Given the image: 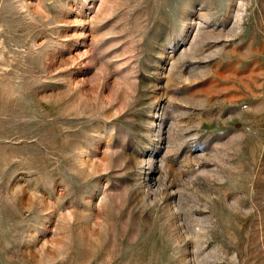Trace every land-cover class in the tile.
<instances>
[{
	"label": "rangeland",
	"instance_id": "374dc122",
	"mask_svg": "<svg viewBox=\"0 0 264 264\" xmlns=\"http://www.w3.org/2000/svg\"><path fill=\"white\" fill-rule=\"evenodd\" d=\"M0 264H264V0H0Z\"/></svg>",
	"mask_w": 264,
	"mask_h": 264
}]
</instances>
